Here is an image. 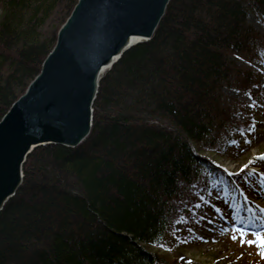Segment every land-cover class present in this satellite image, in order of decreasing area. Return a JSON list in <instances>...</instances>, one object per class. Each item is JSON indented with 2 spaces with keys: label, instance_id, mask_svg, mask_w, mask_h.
<instances>
[{
  "label": "trees",
  "instance_id": "1",
  "mask_svg": "<svg viewBox=\"0 0 264 264\" xmlns=\"http://www.w3.org/2000/svg\"><path fill=\"white\" fill-rule=\"evenodd\" d=\"M76 2L0 0V119ZM249 10L264 22V0L169 1L153 36L102 74L88 136L27 155L0 211V264H179L152 247H170L180 198L196 190L184 204L192 227L201 218L194 204L228 186L200 149L225 152L253 123L237 119L243 101L221 87L249 95L264 84V33L247 22Z\"/></svg>",
  "mask_w": 264,
  "mask_h": 264
},
{
  "label": "water",
  "instance_id": "2",
  "mask_svg": "<svg viewBox=\"0 0 264 264\" xmlns=\"http://www.w3.org/2000/svg\"><path fill=\"white\" fill-rule=\"evenodd\" d=\"M170 0H77L39 73L0 119V211L39 145H79L90 133L102 74L149 40Z\"/></svg>",
  "mask_w": 264,
  "mask_h": 264
},
{
  "label": "rangeland",
  "instance_id": "3",
  "mask_svg": "<svg viewBox=\"0 0 264 264\" xmlns=\"http://www.w3.org/2000/svg\"><path fill=\"white\" fill-rule=\"evenodd\" d=\"M247 22L258 31L264 33L263 19L261 15L257 14L255 11H248ZM261 58L263 59L264 64V52L261 54ZM263 64L260 65L263 66ZM232 82L236 81L232 80ZM250 89L251 90L249 92H251V94L257 95V103L255 107H249V105L252 103V99H249V95H247V93H241L235 88H228L226 86L221 87V92H223L225 95L239 98V100L243 101L242 104L245 115H242V113L239 112L237 113L236 117L240 120L247 119L255 123V132L249 136L241 137L242 139L239 145H230V147L225 152L200 149V155L207 158L208 161H212L217 165H221V167L223 166L228 174L239 172L240 168L245 164H248L249 160H256V157L264 154V84H261L259 89L257 87H252ZM245 139H250L251 143H244ZM253 168L256 170L259 179V173H264V160H258L249 166V170ZM232 176L236 177L237 175ZM257 181H253L254 186L249 185L248 187L246 184V190L244 192L245 195H243V192L241 194L239 189L235 186L230 188L227 186V188H224L223 195L217 194L215 192H210L208 195L205 194L207 198H210V203L215 205L216 210L214 207L211 208L210 206V209L207 212V219L205 221L201 220L200 223L204 222L205 225L211 226L212 223L209 222V220L218 223L220 213H228L229 219H233L235 221L232 224H228L226 226L229 231H221L220 233L216 231L215 232L219 234L220 241L228 244L229 249H234L233 253H231L230 250L225 252L218 245L211 248L209 246H205L203 240L200 239V237L204 236L203 228L198 229L196 232L197 234H195V232H193L194 234H191V232L188 231V229L192 227H189L190 224L187 225L186 223V218L184 217L186 208L184 204L189 196H193L192 192H195V189H192L191 192H185L177 203L179 211H177L170 226V247H152V249L159 251L160 253L168 251V254L170 255L169 257L177 258L179 264H188V261H191L192 264H264V259L258 255L259 249L256 245H241L239 239L235 241L231 239V236L233 235L231 229L234 224H240L241 226L249 229V235L246 237V239H253L251 231H260V229L257 228L253 222H251L255 220V217L253 216L252 211H249L251 208L256 211V215H261L257 209V206L264 207V195L260 196L258 192L264 191V189L260 187ZM194 195L196 196V193H194ZM197 204L199 203L194 204L192 207L190 211L191 214H196V210L199 211L200 214L202 211H205L206 208L204 206L200 204L201 207L197 208ZM246 213L249 214L248 219L244 223L236 220L241 215L246 217ZM181 217H183V221L181 224L177 225L176 220L180 219ZM198 222L195 220L193 223L197 224ZM237 235L239 234L237 233ZM184 237L188 238L187 243H181L180 241H177L182 240Z\"/></svg>",
  "mask_w": 264,
  "mask_h": 264
},
{
  "label": "snow or ice",
  "instance_id": "4",
  "mask_svg": "<svg viewBox=\"0 0 264 264\" xmlns=\"http://www.w3.org/2000/svg\"><path fill=\"white\" fill-rule=\"evenodd\" d=\"M249 99L250 100L252 99L251 98V94H249ZM255 106H256V102L253 100V102L249 105V107H255ZM255 130H256V124L252 123L246 129L244 127L238 128L237 132L241 136H249L250 134L254 133ZM230 143L233 144V145H237L238 144V140L232 139L230 141ZM244 143L250 144L251 140L250 139H245ZM258 160H264V154H261L258 157H256V160H249L248 164H245L244 166H242L240 168L239 172H237V173H229V175H237V176H239L242 173H245L246 169H249V166L254 164ZM254 176H257V172L253 168V169H251V170H249L247 172V174L244 176V179L247 181V180L251 179ZM257 182L260 185V187L262 189H264V173H259V179H258ZM246 200H247V197H246ZM196 207L198 208V207H200V205L197 204ZM257 209H258V211L260 213H264V207L257 206ZM249 211H252L253 216L255 217V221H259V224H256V227L259 228L260 231H251V235H252L253 239H246V237L249 235V229L244 227V226H241L240 224H234L232 226V229H231V231L233 232V235L231 236V239L233 241L239 239L241 245H244V244H247L249 246L256 245L257 248L259 249L258 255H260V257L262 259H264V216L256 215V211L251 209V208L249 209ZM182 221H183V217H181L180 219L176 220V224L179 225V224L182 223ZM255 221H254V223H255ZM188 231H192V229H188ZM222 231L223 232H227V231H229V229L224 228V229H222ZM237 233L239 235H237ZM200 239H203V238L200 237ZM180 242L181 243H187L188 242V238L184 237L182 240H180ZM160 246L164 247V244L161 243ZM188 264H192V262L188 261Z\"/></svg>",
  "mask_w": 264,
  "mask_h": 264
},
{
  "label": "bare ground",
  "instance_id": "5",
  "mask_svg": "<svg viewBox=\"0 0 264 264\" xmlns=\"http://www.w3.org/2000/svg\"><path fill=\"white\" fill-rule=\"evenodd\" d=\"M108 70V69H107ZM106 70V71H107ZM259 88H260V86H259ZM217 165V164H216ZM220 168H222L224 171H226L225 170V168L222 166L221 167V165H218ZM227 172V171H226ZM219 176H221V177H223L221 180H222V182H224V184H226V186H227V184H228V186H229V188L230 187H233V186H235V187H237L238 189H239V191L241 192V194H242V192L244 193L245 192V190H246V184H247V186L249 187V185H251V186H254V182L253 181H257V179H258V175L257 176H255V178H251V179H249V180H244L243 182L239 179V177L238 176H236V177H233L232 175H229L228 173H227V177H225L222 173H219ZM254 188V187H253ZM259 192V194H260V196H263L264 195V191H258ZM240 194V195H241ZM243 195H245V193L243 194ZM210 198H206V200L205 201H203V204H202V206H204L206 209H205V211H202V213H201V218H200V220H199V222L197 223V224H194L193 226H192V228H190V229H192V230H194V231H189V232H191V234H194L193 232H195V234H197L196 232H197V230L198 229H200V228H203L204 230H203V243H205L204 245L205 246H209L210 248L211 247H214V246H216V245H218L221 249H223L225 252H227V251H229L230 250V252L231 253H233V251H234V249L233 248H228V244H226V243H224V242H222V241H220V239H219V234L218 233H220L221 231H222V229H224V228H226V226L228 225V224H232L233 222H235L233 219H229V217H228V213H226V212H223V213H220V218H219V222L218 223H215V222H213V221H210L209 220V222H211L212 223V225L214 226H207V225H205V223L203 222V223H200V221L202 220V221H205L206 219H207V215H208V211H209V209H210V206H211V208L212 207H214L215 208V210H216V207H215V205H212L211 203H210ZM246 212V211H245ZM247 214V216L246 217H243L242 215L240 216V217H238V219H236V220H239L241 223H244L247 219H248V214L249 213H246ZM260 216H264V213H261V215ZM203 217V218H202ZM254 221L255 220H253V221H251V222H253L254 223ZM256 223H259V221H255V225H256ZM199 226V227H198ZM198 227V228H197ZM218 232V233H216V232ZM206 240V241H205ZM217 243H215V242Z\"/></svg>",
  "mask_w": 264,
  "mask_h": 264
}]
</instances>
